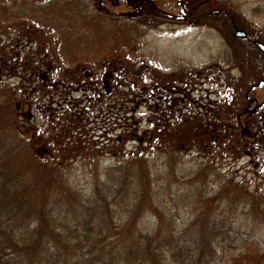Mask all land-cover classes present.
Masks as SVG:
<instances>
[{
	"label": "trees",
	"instance_id": "16d2710c",
	"mask_svg": "<svg viewBox=\"0 0 264 264\" xmlns=\"http://www.w3.org/2000/svg\"><path fill=\"white\" fill-rule=\"evenodd\" d=\"M133 1L123 4L134 16L109 17L101 0H0V264H216V247L240 236L219 212L224 198L251 197L264 212V190L226 176L229 188L198 196L209 216L200 231L177 228L149 155L163 154L183 177L184 154L212 162L213 152L241 153L250 142L231 138L238 125L216 106L192 99L193 76L165 82L147 69L138 39L158 22L151 0ZM214 9V0L201 3L191 19L221 33ZM257 36L234 39L238 59L227 61L241 74L248 61L264 67ZM103 155L117 160L101 176L91 173L84 188L69 180L70 165ZM235 260L264 264V239L239 247Z\"/></svg>",
	"mask_w": 264,
	"mask_h": 264
},
{
	"label": "rangeland",
	"instance_id": "374dc122",
	"mask_svg": "<svg viewBox=\"0 0 264 264\" xmlns=\"http://www.w3.org/2000/svg\"><path fill=\"white\" fill-rule=\"evenodd\" d=\"M101 1L104 9L102 13L109 17L134 16L133 10L128 9L122 1L117 6L106 0ZM206 1L209 0L200 2ZM214 1L215 13L218 14L220 10L222 13L219 21H216L222 30L221 33L207 22L195 23L191 19V15L197 12L201 3L154 0L152 6H147L153 7L154 10L147 12H152L151 16L155 17L158 23L147 29L139 37L137 44L140 60L146 63L147 69L154 72L159 81L162 79L167 82L171 73L183 80L193 76L197 84L192 86V99H197L208 111L213 105L216 106L219 117L227 120L228 125H238L236 135H230L231 138L239 140L237 136H240L250 142L242 146L241 153L237 151L225 155L223 152V156H218L213 152L212 155L216 157L212 162L205 161L207 156L197 152L184 154L176 170L178 174L179 169L181 168V172L183 169L186 173L183 177H177L172 173L169 164L162 163L166 160L163 154L153 152L149 155V159L158 166L157 169L150 167V176L156 179L157 193L161 195L166 207H171L175 213L180 232L200 231L207 223L209 216L202 214L206 205L205 202H198V196L220 187L229 188L226 176H233L234 181L242 182L240 185L248 186L249 189L264 190V85L257 87L258 81L264 78V67L258 69L255 60L248 61L243 63L241 74L240 67L227 61V56L228 60L232 59V56L237 58V51L234 50V39L240 37L237 31L245 30L244 33L259 35L257 37L264 44V0ZM253 8L258 12L254 13ZM235 24L244 26L238 27ZM43 40L49 41L45 38ZM260 54L262 57L261 50ZM201 77L203 79H200ZM221 98L223 103L216 105L214 102H220ZM230 108L233 114L229 112ZM94 137L97 139L98 136ZM221 139L225 142L224 138ZM208 157L211 159V155ZM99 158L97 163L89 160L77 161L70 165L66 170L69 180L84 188L91 179V173L97 171L101 176L104 169L117 160L110 155ZM188 191L193 194L190 202L185 200ZM228 192L229 197L234 193L233 190ZM237 198H224L219 205V212L223 213L225 224H231V228L238 231L240 236L235 242L227 238L224 244L216 247V264H239L235 260L239 247L249 245L251 240L260 242L264 239V212L256 210L251 197L243 195V198ZM262 203L261 198L260 205ZM152 220L155 221L154 217L146 215L144 224L150 227Z\"/></svg>",
	"mask_w": 264,
	"mask_h": 264
},
{
	"label": "water",
	"instance_id": "95a60500",
	"mask_svg": "<svg viewBox=\"0 0 264 264\" xmlns=\"http://www.w3.org/2000/svg\"><path fill=\"white\" fill-rule=\"evenodd\" d=\"M236 33H237V35H244V33H243L242 31H237ZM258 45H259V47L261 48V50H262V54H263V57H264V45H263L262 43H259ZM263 84H264V81L261 80V81L258 83V86H262ZM253 89H255V87H253Z\"/></svg>",
	"mask_w": 264,
	"mask_h": 264
},
{
	"label": "flooded vegetation",
	"instance_id": "af4514ba",
	"mask_svg": "<svg viewBox=\"0 0 264 264\" xmlns=\"http://www.w3.org/2000/svg\"><path fill=\"white\" fill-rule=\"evenodd\" d=\"M123 2V3H128L127 5H132V3L133 2H135V1H133V0H117V3H120V2ZM152 2L154 1V0H151ZM132 2V3H131ZM262 75H263V77H264V69H263V71H262Z\"/></svg>",
	"mask_w": 264,
	"mask_h": 264
}]
</instances>
